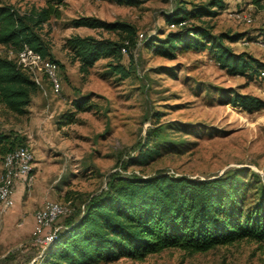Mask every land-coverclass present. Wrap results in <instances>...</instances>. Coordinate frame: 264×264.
<instances>
[{"label": "rangeland", "instance_id": "obj_1", "mask_svg": "<svg viewBox=\"0 0 264 264\" xmlns=\"http://www.w3.org/2000/svg\"><path fill=\"white\" fill-rule=\"evenodd\" d=\"M209 0H137L127 5L115 0H63L59 16L52 15L38 33L58 66L61 88L37 89L23 114L0 104V155L7 147L27 144L33 151L29 187L34 210L47 200H58L67 214L57 217L47 234L76 215L85 199L105 188L112 172L148 176L157 170L191 177H211L233 171L250 179L248 202L264 186V105L248 110L224 103L233 91L255 95L264 102V69L231 75L221 68L208 48L177 50L173 57L153 52L150 38H165L178 25L165 15L184 4L186 9ZM20 11L39 9L46 0H0ZM212 16L190 17L186 23L205 25L212 34L241 33L232 42L264 63V0H224ZM51 4H55L51 1ZM93 16L125 21L133 34L74 26L72 20ZM93 35L121 44L115 56L101 57L79 71V62L66 44L73 35ZM16 49L0 43V56L14 59ZM120 64L122 76L110 69ZM85 98L82 107L73 101ZM5 115V116H4ZM5 117L6 122L3 120ZM144 140L160 153L144 165L125 164ZM40 201V202H39ZM11 225L4 232H11ZM1 240L0 264H46L44 245ZM94 264H264V246L242 239L206 251L168 248L143 258L120 257Z\"/></svg>", "mask_w": 264, "mask_h": 264}, {"label": "trees", "instance_id": "obj_2", "mask_svg": "<svg viewBox=\"0 0 264 264\" xmlns=\"http://www.w3.org/2000/svg\"><path fill=\"white\" fill-rule=\"evenodd\" d=\"M115 1L127 5L137 3V0ZM62 2L46 0L49 4L29 11L0 2V43L16 50L26 45L51 58L37 29L52 15L59 16L58 5ZM224 7V0H209L191 9L181 4L165 15L166 21L178 25L177 29L169 31L163 39L150 38L148 44L153 52L168 58L177 50L208 48L227 73L259 74L264 63L245 51L235 52L224 41L234 42L241 33L216 35L205 25L186 23L190 17L212 16ZM72 24L127 35L135 30L125 21H106L93 16L74 18ZM66 44L83 74L88 73L99 58L117 55L122 46L112 39L77 34L67 38ZM110 69L122 76L130 72L118 63L111 64ZM37 89L38 85L13 59L0 56V104L16 114H23ZM85 102V98H80L73 104L80 108ZM224 103L250 111L264 105L259 97L237 91L226 94ZM159 153L158 147L144 140L137 155L129 157L125 164L144 165ZM250 182L236 171L204 178L163 169L148 176L112 172L105 188L89 195L79 213L65 218L64 226L44 249L45 263L94 264L120 257L143 258L168 248L206 251L242 239L264 246V186L255 189L254 197L248 202V191L254 188Z\"/></svg>", "mask_w": 264, "mask_h": 264}, {"label": "built area", "instance_id": "obj_3", "mask_svg": "<svg viewBox=\"0 0 264 264\" xmlns=\"http://www.w3.org/2000/svg\"><path fill=\"white\" fill-rule=\"evenodd\" d=\"M124 50V47L120 48ZM17 66L27 73L30 78L43 88L49 84L54 93L61 88L56 62L48 56H42L28 46L17 50L14 56ZM33 151L27 144H20L4 151L1 157L0 173V207L6 209L14 204V192L18 185L29 187L32 181ZM67 214V208L58 200H47L35 210L32 237L35 242L44 245L52 241L54 233L47 234L53 221Z\"/></svg>", "mask_w": 264, "mask_h": 264}, {"label": "crops", "instance_id": "obj_4", "mask_svg": "<svg viewBox=\"0 0 264 264\" xmlns=\"http://www.w3.org/2000/svg\"><path fill=\"white\" fill-rule=\"evenodd\" d=\"M44 85H46V83H44ZM3 120L6 122L5 117ZM5 124L6 123H4L0 118V128H3ZM31 198L32 195L30 191H27L25 186L20 184L16 187L14 192V204L6 209H2L0 207V242L1 240L4 241L6 238L11 239L13 242L20 240L21 242H27L26 240H29L30 237L33 238L32 229L34 223L33 215L35 212V206H32ZM8 225H11L12 227L10 233L4 232L7 230Z\"/></svg>", "mask_w": 264, "mask_h": 264}]
</instances>
